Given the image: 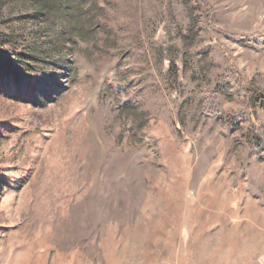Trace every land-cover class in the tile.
I'll use <instances>...</instances> for the list:
<instances>
[{"label": "rangeland", "instance_id": "rangeland-1", "mask_svg": "<svg viewBox=\"0 0 264 264\" xmlns=\"http://www.w3.org/2000/svg\"><path fill=\"white\" fill-rule=\"evenodd\" d=\"M246 84L264 0H0V264H264Z\"/></svg>", "mask_w": 264, "mask_h": 264}, {"label": "trees", "instance_id": "trees-1", "mask_svg": "<svg viewBox=\"0 0 264 264\" xmlns=\"http://www.w3.org/2000/svg\"><path fill=\"white\" fill-rule=\"evenodd\" d=\"M242 88L244 90V94L248 101V113L249 117L253 119V117L257 116V111L255 109L254 105V97H260L264 99V92L260 91L259 89L255 88L252 84H246L242 85ZM251 119V120H252Z\"/></svg>", "mask_w": 264, "mask_h": 264}]
</instances>
